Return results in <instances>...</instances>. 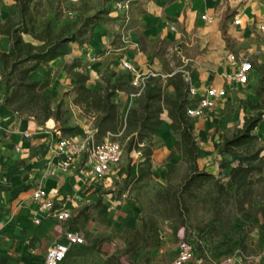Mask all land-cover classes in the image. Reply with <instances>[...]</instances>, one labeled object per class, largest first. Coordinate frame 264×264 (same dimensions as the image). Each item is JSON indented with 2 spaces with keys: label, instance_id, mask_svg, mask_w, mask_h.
<instances>
[{
  "label": "rangeland",
  "instance_id": "obj_1",
  "mask_svg": "<svg viewBox=\"0 0 264 264\" xmlns=\"http://www.w3.org/2000/svg\"><path fill=\"white\" fill-rule=\"evenodd\" d=\"M119 1L123 0H33L37 12L36 30L49 22L53 30L59 31L66 24L82 16H91L101 8L109 9ZM135 4L136 0L132 1L129 9L119 11L121 16L104 25L102 36L109 37L110 41L106 51L98 54L107 55L98 63H83V69L96 67L97 74H122L119 71L121 58L136 48L142 50V45L159 58L161 72L189 69L185 60L197 54V49L187 44L176 47L171 42H140L142 30L136 19L138 8H133ZM2 7L18 20L12 0H0V13ZM31 40L35 45L39 44ZM193 41L195 43L196 38ZM185 43L191 44L192 40L187 37ZM72 48L81 52L79 46L72 45ZM65 60L71 61L69 57ZM65 60L59 61L57 74L38 76L39 81L50 83L43 96L52 100L55 121L63 136L70 132L77 135L81 127L93 122V115L75 104L77 87L72 88L73 85L65 81L56 84L59 75H65L66 79L73 76L67 74ZM6 83L0 62V100L3 105L10 97V93H5ZM52 91L57 93L54 98ZM254 95L261 102L258 91L254 94L242 92L233 101L226 102L223 115L230 118L232 130L225 140H230L243 128L248 116L256 114L251 109L255 104L251 101ZM242 96L250 99H241ZM119 108L124 110V104L119 103ZM40 114V108L24 106L20 115L34 116L41 122ZM252 134L258 139L243 148L223 152L225 142L212 143L211 157L198 164V172L214 177L203 178L192 185L186 184L190 171L181 156L172 160L164 158L148 169L139 150H128L129 138L125 134H111L113 140L124 146L123 161L114 177L103 182L107 186L100 189L97 201L76 211L72 225L85 235V245L72 248L62 264H171L183 241L192 244L193 262L199 264H249L255 260L261 252L260 237L264 236V171L261 174L253 172L241 188L234 185L231 174L239 160L258 150H262L260 158L264 162V117ZM153 142L156 150L164 147L160 140ZM141 171H145L144 176L140 175Z\"/></svg>",
  "mask_w": 264,
  "mask_h": 264
},
{
  "label": "crops",
  "instance_id": "obj_2",
  "mask_svg": "<svg viewBox=\"0 0 264 264\" xmlns=\"http://www.w3.org/2000/svg\"><path fill=\"white\" fill-rule=\"evenodd\" d=\"M136 2L133 8H138L136 19L142 30L140 36L142 44L171 42L176 47L187 44L190 48L198 50L197 54L185 60L189 69L181 71L184 73V80L194 90L193 95L188 96L190 104L202 98L208 88L225 92L223 96L215 99V108L207 116L190 119L192 134L199 151L197 161L199 164L205 158L207 160L211 157L212 143L225 142V138L230 135L231 120L223 115L226 102L233 101L234 97L241 95L242 92L254 94L258 91L260 77L253 67L246 84L238 83L234 77L243 58L248 59L251 64L256 63L258 66L264 64V33L260 32V28L264 27V0H136ZM13 3L15 5L12 0ZM109 10L110 17L121 16L114 4ZM11 13L2 7L0 26ZM235 17L240 20L237 26L233 24ZM103 30L104 25L95 27L90 43L82 48L79 46L80 53L72 48L71 53L65 57H69L71 61L64 58L65 67L76 58L82 64L91 63L87 55L97 56L100 62L101 57H105L107 53L102 56L98 53H104L110 41L109 37L102 36ZM187 37L192 40L191 44L185 43ZM23 39L35 45L30 36L23 35ZM9 46V38L0 33V51L7 52ZM230 57H233L235 62L231 61ZM60 60L50 63V71L46 66H39L30 75L31 79L38 80L40 74H57ZM158 60L151 50L142 45V50L136 48L121 58L119 71L122 74H97L96 67L88 70L76 69L74 72L87 76L85 85L91 91H100L107 80L113 84L127 76L123 89L116 91L113 98L118 108L119 103L124 104L125 109L119 108V111L122 117H126L128 110L137 106L139 100L131 97L134 92L130 85L132 77L154 73L156 76L149 79L151 88H161L169 95L174 93L173 88L167 86V81L177 71L161 72L162 65ZM124 61L131 64L133 71L129 72L123 68ZM72 75L68 79L65 75H59L56 84L65 81L66 84L73 85L72 88L77 87L74 74ZM51 93L53 98L57 95L56 91ZM241 99L250 97L242 96ZM251 99L255 104L260 103V98L256 95ZM76 105L84 107L83 104ZM91 114L93 122H90V126L81 127L77 135L70 132L66 136L81 138L96 130L94 125L96 115ZM243 116L245 117V114ZM249 117L251 116L247 118ZM161 120L162 125L154 134L153 141L157 139L164 142V147L161 150L154 149L151 156L152 167L164 158L170 159L169 155L179 140V136L171 131L172 121L166 111L161 115ZM26 134L30 137H25ZM61 135L54 119L38 122L33 117L22 116L12 112L5 105H0V264H45L48 250L57 242H65L63 239L65 230L72 228L79 231L72 225L76 211L97 201L98 192L107 186L103 184L105 179L108 177L112 179L119 171L118 167L102 179L95 178L90 171L82 172L80 166H70L66 172L62 171L58 166L59 159L55 155L57 140ZM175 156L181 155L176 153ZM39 187L44 188L46 196L53 200L58 208L72 213L70 222L59 223L51 218H44L38 212V203L34 200L33 193ZM37 220L39 223H36ZM259 244L261 252L249 264H264V236L260 237ZM190 264L199 263L194 261Z\"/></svg>",
  "mask_w": 264,
  "mask_h": 264
},
{
  "label": "trees",
  "instance_id": "obj_3",
  "mask_svg": "<svg viewBox=\"0 0 264 264\" xmlns=\"http://www.w3.org/2000/svg\"><path fill=\"white\" fill-rule=\"evenodd\" d=\"M13 1L18 11V20H14L11 13L6 22L0 26V33L6 35L10 41L9 50L0 51V62L7 82L5 93H10L4 105L18 114H23L24 106L37 107L41 110L39 118L41 122L49 119L57 120L55 111L51 107L52 100L43 96L50 85L49 81L32 80L30 75L42 65L50 71V63L68 56L72 51V45L83 47L89 44L95 27L113 21L110 17L111 12L109 9L101 8L91 16H82L73 23L66 24L59 31L53 30L50 23L46 22L37 31V12L33 0ZM23 35L30 36L39 44L25 42ZM252 67L259 73L258 93L261 102L251 106L256 114L247 118L243 128L230 140L225 141L223 152L231 148H243L258 139V136L253 135L252 132L260 126L264 117V64L258 66L252 63ZM81 68L83 64L76 58L66 66V71L74 74L76 79L75 103L83 104L90 113L96 115L94 125L97 130L95 135L97 141L102 140L107 134L120 132L125 134L129 138L128 150L130 152L133 149L139 150L144 155V164L149 169L152 167L151 156L155 149L153 136L162 125L161 115L166 111L172 121L171 131L179 136L169 158L171 159L176 153L182 156L190 171L186 184L192 185L203 178L214 177L198 172L199 151L192 134L191 120L186 114L190 105L188 99L190 87L184 80L182 72L173 73L167 81V86H171L174 90L173 96L165 93L161 88L152 89L148 81L137 106L131 107L126 117H122L113 98L116 91L123 89L127 76H123L113 84L107 80L100 91H91L85 85L87 76L74 72ZM18 103L23 104L18 105ZM261 152L262 150H258L252 156L239 160L231 169L233 182L237 188L245 185L253 172L261 174L264 171ZM144 173L145 171H141L140 175L144 176Z\"/></svg>",
  "mask_w": 264,
  "mask_h": 264
},
{
  "label": "built area",
  "instance_id": "obj_4",
  "mask_svg": "<svg viewBox=\"0 0 264 264\" xmlns=\"http://www.w3.org/2000/svg\"><path fill=\"white\" fill-rule=\"evenodd\" d=\"M132 1L134 0L119 1L115 4V7L118 11L129 9V4ZM233 24L239 25L240 20L235 17ZM260 32L264 33V27L260 28ZM87 59L91 63L99 61V58L95 55H87ZM229 59L235 62L233 57ZM122 64L125 70L129 72L133 71L130 63L124 61ZM251 71V62L243 58L240 61L239 70L234 79L238 83L246 84ZM155 76L154 73H148L132 77L130 85L134 89V92L131 94V97L139 98L146 89L149 79ZM193 93L194 90L190 88L189 96L193 95ZM224 94V90L208 88L202 98L187 107V117L189 119H198L207 116L215 108V99ZM0 105H2L1 100ZM96 133V130H92L81 138L72 135L60 136L57 140L55 155L59 159L58 166L62 171L66 172L70 166H80L82 172L90 171L95 178L102 179L120 167L124 156V146L118 141L113 140L111 134H108L105 139L98 142L95 136ZM25 137H30V135L26 134ZM33 198L38 203V212L44 218H51L59 223L71 221L72 213L69 210L58 208L56 203L46 196L43 187L36 189L33 193ZM36 223H39V221L37 220ZM63 239L65 242H57L48 250L45 264H62L72 248L85 245V235L72 228L65 230ZM194 257L195 252L192 244L183 241L179 244L177 258L171 264H190L193 262Z\"/></svg>",
  "mask_w": 264,
  "mask_h": 264
}]
</instances>
